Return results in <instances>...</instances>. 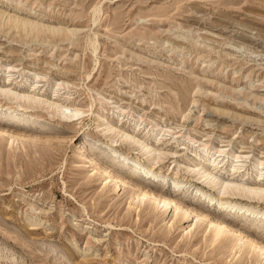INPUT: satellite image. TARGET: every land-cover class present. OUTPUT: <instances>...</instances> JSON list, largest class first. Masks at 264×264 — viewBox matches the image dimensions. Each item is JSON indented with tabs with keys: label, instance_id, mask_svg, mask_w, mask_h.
<instances>
[{
	"label": "rangeland",
	"instance_id": "374dc122",
	"mask_svg": "<svg viewBox=\"0 0 264 264\" xmlns=\"http://www.w3.org/2000/svg\"><path fill=\"white\" fill-rule=\"evenodd\" d=\"M218 180L264 190V0H0V264H264V198Z\"/></svg>",
	"mask_w": 264,
	"mask_h": 264
},
{
	"label": "bare ground",
	"instance_id": "6f19581e",
	"mask_svg": "<svg viewBox=\"0 0 264 264\" xmlns=\"http://www.w3.org/2000/svg\"><path fill=\"white\" fill-rule=\"evenodd\" d=\"M18 97H23V95H19V94L15 95V98L18 99ZM10 112H11L12 115L15 113L14 111H10ZM25 118H26V116H25ZM22 124L23 125H27V122L24 123L22 121ZM33 135H34V138L33 139L41 138L37 134H33ZM103 154H105V152H103ZM114 155L117 158V159H114L113 160V164L115 166H122L124 168L125 167H128V169L130 170L132 176H134L135 173H137V169H138L137 167L138 166H135V165L129 166L126 163H124V162L121 161V160H126L127 161V159L124 156L118 155L116 153ZM89 162L93 166L94 171L97 170V168L99 166L97 167L98 161L96 160L95 156L89 155ZM103 170H104L105 174L109 175V178H113L117 182L122 183V185L123 184L124 185L126 184L127 181L125 182V180L122 179V178H120L119 176L118 177L117 176H114L112 174L111 170H109L108 168H105L104 167ZM196 170L197 169L195 167L192 170V172H195ZM143 173H144V176H146L148 178L149 175H150V173H151V171L150 170H145ZM199 173H200L199 175L201 176V178L204 181L208 182V183H215V181H217L216 174L213 173V172H210L209 170L201 169ZM236 173H237V171L234 172V174H236ZM218 185L220 186V188L223 191H227V190L233 189L234 191L239 192L240 194H243V195L244 194H249V195H252V196H254L255 198H258V199H263L264 198V190L262 188H252V187H247V186H242V185H235V184H232L230 182H226L224 180L223 181L222 180L221 181L218 180ZM136 187L139 189V192H140L139 197H141L140 199H142L141 201L144 202V205H146V203H149L148 202V199H149V200H152V203L154 204V209H156V206H160L161 204L166 209H168L169 207H174V208H176L179 211V213L177 211V214H181L182 215L181 216L182 217L181 219L183 221H185V222H193V220H195V223L194 224H190L189 225V228L191 229L192 232L195 231L196 229L199 230V229L203 228L204 227V223H206V227L203 228V229H206L207 227L208 228L210 227V232H208V233H209V236H210L211 244L224 245L226 243L225 242L226 236L232 230L231 231L229 230V233H228V231H227L228 230V227L226 226V224L224 222H221L220 219H210L209 220L208 218L205 217L206 214L204 212H202V211L192 212V210H190L187 206L176 202L172 197H168V196H165L163 194H155L154 192H152V190H149L146 187H141L139 185L138 186L135 185V188ZM174 191H175L174 192L175 194L181 193L180 192L181 190L179 188H176ZM143 202H141V203H143ZM208 204L209 205L218 204V208L220 210H223L224 209V205L226 203L224 202L223 199H214V198H211V199H209ZM152 208H153V206H152ZM223 214L226 215V216L238 215L239 217L242 218L241 220H243L244 218L247 219L246 213H243V214L240 213L241 215L240 214H236V212L233 209L228 210V211L226 210L225 212L223 211ZM179 220H180V218H179ZM208 220H209V223H208ZM238 232H236V233H238ZM232 233H233V231H232ZM241 235L245 239H247L248 241L250 240L247 235H245L243 233H241ZM232 236L238 237L237 234H236V236H235V234L232 235ZM238 240L239 241H242L241 239H238ZM253 244H255L260 249V251L262 253H264V243H256L255 241H253ZM234 246L235 245H232L231 248L234 249ZM240 249H242V247H240ZM253 249H254V247H253Z\"/></svg>",
	"mask_w": 264,
	"mask_h": 264
}]
</instances>
